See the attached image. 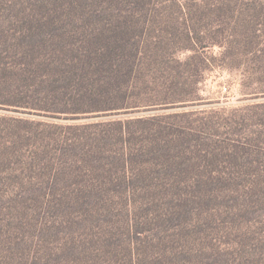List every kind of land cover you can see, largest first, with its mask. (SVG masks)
I'll return each instance as SVG.
<instances>
[{
  "label": "trees",
  "instance_id": "16d2710c",
  "mask_svg": "<svg viewBox=\"0 0 264 264\" xmlns=\"http://www.w3.org/2000/svg\"><path fill=\"white\" fill-rule=\"evenodd\" d=\"M212 64L264 84V0H0V264H116L115 245L122 264L147 261L135 238L174 226L163 200L191 181L177 156L205 154L190 112L133 113L196 104ZM102 116L114 117L82 121ZM229 142L222 155L253 164L254 145ZM201 175L234 187L220 191L228 205L264 213L253 171ZM142 200L165 229L137 226Z\"/></svg>",
  "mask_w": 264,
  "mask_h": 264
},
{
  "label": "rangeland",
  "instance_id": "374dc122",
  "mask_svg": "<svg viewBox=\"0 0 264 264\" xmlns=\"http://www.w3.org/2000/svg\"><path fill=\"white\" fill-rule=\"evenodd\" d=\"M219 50V47H214L211 51L213 55H216ZM248 71L259 74L256 70H247L243 65L236 70L228 71L212 64L205 72L202 83L199 84L200 100L196 104L160 111L133 113L134 115H149L190 112L182 123L187 128L191 125L196 126L193 127L197 130L195 136L199 135L201 142L198 144L194 140L193 144L199 150L197 152L199 155L205 154L204 157L195 154L194 162L182 154L176 158L182 167H186L191 181L180 194L175 195V192L171 197L163 200L161 210L166 216H170V210H172L173 218L170 222L174 225L173 227L167 230L161 220L150 219L149 208L143 202L146 199L141 203L145 204V211L143 212V209L134 211L132 216L138 218H134L138 227L157 233L165 229L160 236L151 237V242L147 239L140 242V238L144 237L143 234L140 238H135L134 256H140L141 253L151 255L141 264H261L263 262L264 244L261 243L259 237L255 241L257 236L255 232L264 231V213L258 216V208L250 205H245L244 208L237 207L236 204L228 205L232 201H227L229 198L224 197L220 191L227 186L234 187L218 180L219 176L204 177L201 175L202 172L208 173L210 170L223 167H228L233 172L249 169L254 172V183L264 188V118L256 113L261 112V109H252L255 105L264 103V91H259L260 88L264 89V84L254 83L248 76L250 74ZM113 117H91L82 121L95 122ZM251 117L254 120H250ZM229 141H238L241 147L242 145L247 146L248 143L254 145L252 149L256 150V154L253 164L247 165L245 161L248 159L242 156L243 153L241 157L236 158L222 155L225 145L232 148L230 144H235ZM17 148H14L16 155L12 157L17 160L16 168L19 171L23 165L27 168V163L23 164L22 158L19 157L24 150V145L18 150ZM192 150L196 149L192 148ZM27 173L29 174L28 171ZM14 189L16 190L15 186ZM21 196H23L22 193ZM135 199L138 204L137 200L141 201L140 194ZM257 201L264 204L263 197L257 198ZM243 234L245 237L241 236ZM123 238L128 237L124 235ZM32 241L37 245L34 239ZM249 241L259 243V246L254 247ZM165 242L173 246L168 250L170 254L157 256L166 248L163 246ZM27 253L28 246L25 255ZM126 256L123 247L114 246L113 258L116 264H122ZM26 258V256L23 258V264Z\"/></svg>",
  "mask_w": 264,
  "mask_h": 264
}]
</instances>
